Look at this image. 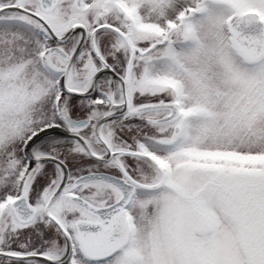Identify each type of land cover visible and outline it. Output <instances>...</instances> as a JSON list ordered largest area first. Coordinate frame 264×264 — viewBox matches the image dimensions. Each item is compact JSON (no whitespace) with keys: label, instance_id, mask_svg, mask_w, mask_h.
<instances>
[{"label":"snow or ice","instance_id":"snow-or-ice-1","mask_svg":"<svg viewBox=\"0 0 264 264\" xmlns=\"http://www.w3.org/2000/svg\"><path fill=\"white\" fill-rule=\"evenodd\" d=\"M0 264H264V0H0Z\"/></svg>","mask_w":264,"mask_h":264}]
</instances>
